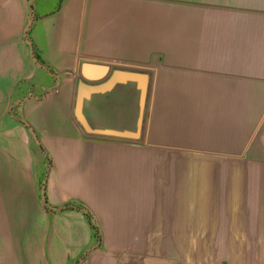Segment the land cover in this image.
<instances>
[{
    "label": "crops",
    "instance_id": "0c3cea01",
    "mask_svg": "<svg viewBox=\"0 0 264 264\" xmlns=\"http://www.w3.org/2000/svg\"><path fill=\"white\" fill-rule=\"evenodd\" d=\"M86 62L152 73L142 141ZM0 264H264V0H0Z\"/></svg>",
    "mask_w": 264,
    "mask_h": 264
},
{
    "label": "water",
    "instance_id": "95a60500",
    "mask_svg": "<svg viewBox=\"0 0 264 264\" xmlns=\"http://www.w3.org/2000/svg\"><path fill=\"white\" fill-rule=\"evenodd\" d=\"M153 76L150 71L112 68L109 65L86 62L75 98L74 117L88 136L142 141L145 132L147 109L150 101ZM126 92L134 102L135 118L131 128L118 129L101 125L95 117L93 101L97 97L107 100Z\"/></svg>",
    "mask_w": 264,
    "mask_h": 264
},
{
    "label": "trees",
    "instance_id": "16d2710c",
    "mask_svg": "<svg viewBox=\"0 0 264 264\" xmlns=\"http://www.w3.org/2000/svg\"><path fill=\"white\" fill-rule=\"evenodd\" d=\"M32 29H33V25H29L27 27V30H26V38L27 40H30V35H31V32H32ZM45 203H46V206H48V202L45 198ZM56 211H65V210H71V209H77V210H82L85 215L87 216L89 222L91 223V226L93 228V233H94V239H95V243L97 245H101L102 243V233H101V230L97 224V220L96 218L94 217V215L86 208L84 207L83 205H80V204H77V205H65L63 207H59V208H55Z\"/></svg>",
    "mask_w": 264,
    "mask_h": 264
}]
</instances>
